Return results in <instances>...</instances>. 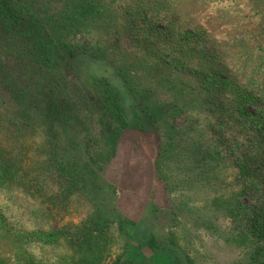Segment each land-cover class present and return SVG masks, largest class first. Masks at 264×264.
Wrapping results in <instances>:
<instances>
[{
    "label": "trees",
    "instance_id": "16d2710c",
    "mask_svg": "<svg viewBox=\"0 0 264 264\" xmlns=\"http://www.w3.org/2000/svg\"><path fill=\"white\" fill-rule=\"evenodd\" d=\"M117 158L152 172L144 214L74 222ZM0 193L35 220L0 205V264H204L195 213L264 264V0H0Z\"/></svg>",
    "mask_w": 264,
    "mask_h": 264
},
{
    "label": "rangeland",
    "instance_id": "374dc122",
    "mask_svg": "<svg viewBox=\"0 0 264 264\" xmlns=\"http://www.w3.org/2000/svg\"><path fill=\"white\" fill-rule=\"evenodd\" d=\"M117 80L119 82L118 87L120 86L119 88L124 90L119 79ZM176 122L181 128L186 127L183 117H180ZM117 160L118 158L113 163V166L107 169V174L104 177L109 184L114 185L113 188H99L98 194L93 196V199L89 195L84 197L78 195L73 199L74 208L72 210L76 209V212H74V222H84L96 211L99 213V216L101 215L100 218L102 220H113V217H116L114 206H116V209L118 207L125 216L137 214L139 212H143L144 214L145 207L150 204L149 192L151 190V181L153 178L151 170L148 169V171H146V169L142 168L143 170L138 172V164H136L137 166H130L129 163L120 164L121 161L119 162ZM145 175H148L149 179L148 182L146 181V186L141 188L143 183L138 186L137 183L141 181ZM53 187L57 189L56 184H54ZM179 194H181V192L178 191L172 194V196L175 197ZM101 195L104 197L108 195L110 197L109 202L106 203V207H104V203H102ZM5 201L8 202V206H4ZM111 201L113 202L111 203ZM246 203H249V201H246ZM0 205L5 207V212L9 217V224L13 226L14 229L21 227L26 229L34 228V219L29 220L27 216H19V218L14 217V215L21 214V208L12 199L8 200L6 195L2 193H0ZM195 214L187 216L192 219L193 223L182 221L183 223L179 225L182 232L180 234L184 237L182 244L185 248L197 254L201 263L204 264L241 263L242 260H244L241 256V252L239 249L229 244L227 241L228 235L225 233L226 231L221 229V231L219 230V232H216V230L201 226L199 223L201 219H197ZM204 218H208V216H204ZM138 234H140V238L145 236L143 227H139V232L136 236ZM119 245H121V243H119ZM27 249L30 254L40 259L43 264H58L54 253L43 246L31 244L27 246ZM149 256L155 257V250L148 253H146L144 249L140 251V257L147 258Z\"/></svg>",
    "mask_w": 264,
    "mask_h": 264
}]
</instances>
